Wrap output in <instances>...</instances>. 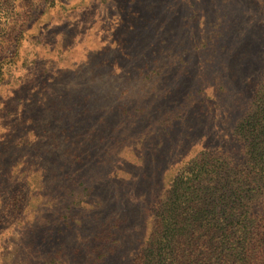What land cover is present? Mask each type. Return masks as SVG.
Masks as SVG:
<instances>
[{
  "label": "rangeland",
  "instance_id": "374dc122",
  "mask_svg": "<svg viewBox=\"0 0 264 264\" xmlns=\"http://www.w3.org/2000/svg\"><path fill=\"white\" fill-rule=\"evenodd\" d=\"M5 1L0 264H142L245 165L264 0Z\"/></svg>",
  "mask_w": 264,
  "mask_h": 264
},
{
  "label": "trees",
  "instance_id": "16d2710c",
  "mask_svg": "<svg viewBox=\"0 0 264 264\" xmlns=\"http://www.w3.org/2000/svg\"><path fill=\"white\" fill-rule=\"evenodd\" d=\"M245 122V165L224 164L221 172L211 166L206 188L195 190L189 206L179 207L187 211L193 206L194 215L186 217L182 226L164 224V231L147 247L142 264H264L263 94H257L254 112ZM201 204L206 205L204 213Z\"/></svg>",
  "mask_w": 264,
  "mask_h": 264
}]
</instances>
